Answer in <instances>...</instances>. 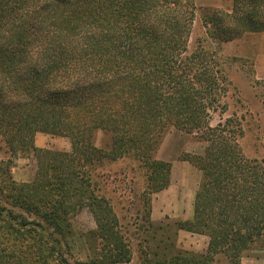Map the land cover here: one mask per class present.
<instances>
[{
	"label": "trees",
	"instance_id": "16d2710c",
	"mask_svg": "<svg viewBox=\"0 0 264 264\" xmlns=\"http://www.w3.org/2000/svg\"><path fill=\"white\" fill-rule=\"evenodd\" d=\"M222 1L228 10L201 9L203 37L191 45L194 0H0V264H80L68 238L83 209L96 226L90 264L129 262L94 173L131 159L149 212L170 184L171 163L156 153L171 128L204 143L179 157L201 178L191 218L174 225L208 243L203 255L178 251L159 264H210L218 254L239 264L247 250L264 251V166L243 154L237 116L210 125L229 90L217 51L264 32V0ZM36 133L67 138L70 150L37 148ZM23 153L35 159L27 183L10 172Z\"/></svg>",
	"mask_w": 264,
	"mask_h": 264
},
{
	"label": "rangeland",
	"instance_id": "374dc122",
	"mask_svg": "<svg viewBox=\"0 0 264 264\" xmlns=\"http://www.w3.org/2000/svg\"><path fill=\"white\" fill-rule=\"evenodd\" d=\"M217 0H194L196 20L191 35V45L203 37L201 9L212 8ZM220 8H228L221 4ZM217 56L225 64L229 90L224 102L225 113H212L211 126L234 114L240 119L243 136L240 147L249 159H256L264 166V32L249 34L233 42L223 44ZM50 143L51 150L62 151V142ZM53 141V140H52ZM55 141V140H54ZM104 142L101 133L96 135V145ZM204 143L195 136L173 128L169 129L157 150V159L171 163V180L163 191L154 194L147 212L141 193L144 177L134 162L125 158L106 162L95 171L97 182L104 191L118 217L121 234L131 253L130 261L121 264H159L165 257L178 251L203 255L208 238L204 235L177 230L176 222L192 216L194 194L200 182V172L188 162L179 160L182 153L200 154ZM10 172L13 178L27 180L34 176L35 159L23 153L12 157ZM7 161L5 147L0 138V163ZM18 182V181H16ZM23 183V182H19ZM73 235L68 238L72 261L90 264L98 256V246L91 231L95 223L83 209L71 217ZM210 264H232L218 254ZM239 264H264V251L253 247L244 252Z\"/></svg>",
	"mask_w": 264,
	"mask_h": 264
},
{
	"label": "crops",
	"instance_id": "0c3cea01",
	"mask_svg": "<svg viewBox=\"0 0 264 264\" xmlns=\"http://www.w3.org/2000/svg\"><path fill=\"white\" fill-rule=\"evenodd\" d=\"M224 3L228 4V6H229V3L226 2V1L217 0V3L215 5H211L210 7H212V8H220V7H222L221 4H224ZM228 9H229V7L225 8L224 10H228ZM231 42H233V41H231ZM46 138H49L51 140V142H56V144H57L56 146H60V141H61L62 142V145H61L62 151L68 152L70 150V143H69V140L67 138L51 136V135L43 134V133H36L34 135V146L37 147V148H40V149L51 150L50 147H49L50 143L46 141L47 140ZM32 179H33V177L30 178V179H27V180H23V179H20V178L19 179L13 178V180L18 181V182H23V183L30 182Z\"/></svg>",
	"mask_w": 264,
	"mask_h": 264
}]
</instances>
